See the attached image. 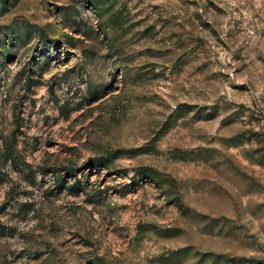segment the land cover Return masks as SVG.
Instances as JSON below:
<instances>
[{"label": "rangeland", "instance_id": "1", "mask_svg": "<svg viewBox=\"0 0 264 264\" xmlns=\"http://www.w3.org/2000/svg\"><path fill=\"white\" fill-rule=\"evenodd\" d=\"M0 264H264V0H0Z\"/></svg>", "mask_w": 264, "mask_h": 264}, {"label": "trees", "instance_id": "2", "mask_svg": "<svg viewBox=\"0 0 264 264\" xmlns=\"http://www.w3.org/2000/svg\"><path fill=\"white\" fill-rule=\"evenodd\" d=\"M93 166H99V163L93 164Z\"/></svg>", "mask_w": 264, "mask_h": 264}]
</instances>
